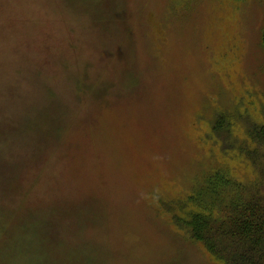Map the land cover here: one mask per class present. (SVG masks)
<instances>
[{
  "label": "rangeland",
  "instance_id": "1",
  "mask_svg": "<svg viewBox=\"0 0 264 264\" xmlns=\"http://www.w3.org/2000/svg\"><path fill=\"white\" fill-rule=\"evenodd\" d=\"M220 117L264 123V0H0V264H224L166 212L255 179Z\"/></svg>",
  "mask_w": 264,
  "mask_h": 264
},
{
  "label": "trees",
  "instance_id": "2",
  "mask_svg": "<svg viewBox=\"0 0 264 264\" xmlns=\"http://www.w3.org/2000/svg\"><path fill=\"white\" fill-rule=\"evenodd\" d=\"M225 122L217 118L212 133L224 141L223 152L242 150L255 179L240 184L224 169L216 170L195 194L177 200L166 212L214 259L224 264H264V123L250 126L249 145L240 143L233 124Z\"/></svg>",
  "mask_w": 264,
  "mask_h": 264
}]
</instances>
